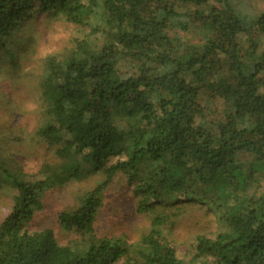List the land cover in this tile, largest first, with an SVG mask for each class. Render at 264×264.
<instances>
[{
    "label": "trees",
    "instance_id": "trees-1",
    "mask_svg": "<svg viewBox=\"0 0 264 264\" xmlns=\"http://www.w3.org/2000/svg\"><path fill=\"white\" fill-rule=\"evenodd\" d=\"M35 14L89 32L41 72L36 137L58 163L33 174L0 163L16 192L0 264H264V12L234 0H0V48ZM118 173H131L150 222L135 243L96 229ZM87 175L102 181L55 215L74 240L26 228L47 191ZM181 202L210 207L219 223L196 236L187 263L173 234Z\"/></svg>",
    "mask_w": 264,
    "mask_h": 264
},
{
    "label": "rangeland",
    "instance_id": "rangeland-1",
    "mask_svg": "<svg viewBox=\"0 0 264 264\" xmlns=\"http://www.w3.org/2000/svg\"><path fill=\"white\" fill-rule=\"evenodd\" d=\"M234 1L238 9L252 15L264 12V0ZM88 32L87 27L35 14L9 33L7 48H0V163L6 165V159L13 168L20 166L30 174L36 173L43 164L58 163L54 148L36 137V130L44 121L39 86L41 72L47 56L64 55L74 45V40H81ZM183 36L191 37L189 34ZM192 37L196 41L195 36ZM261 43L260 51H264V35ZM124 72L130 73V70L127 68ZM130 179L131 173H118L104 191L96 223L100 236H123L135 243L149 229L148 218L137 214L139 198L129 184ZM101 181V175H91L47 191L43 196L44 210L38 212L26 228L31 233L50 229L59 244L74 240L75 235L65 233L57 225L55 215L76 207V198ZM15 194L10 184L0 182V222L10 213ZM178 206L183 210L173 234L180 257L187 263L196 236L213 237L219 230V223L213 210L206 205L181 202Z\"/></svg>",
    "mask_w": 264,
    "mask_h": 264
}]
</instances>
